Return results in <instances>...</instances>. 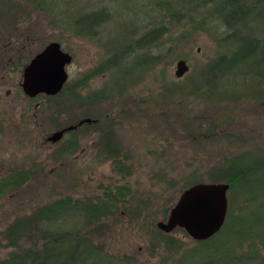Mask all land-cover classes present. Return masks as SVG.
Listing matches in <instances>:
<instances>
[{
    "label": "rangeland",
    "instance_id": "obj_1",
    "mask_svg": "<svg viewBox=\"0 0 264 264\" xmlns=\"http://www.w3.org/2000/svg\"><path fill=\"white\" fill-rule=\"evenodd\" d=\"M202 1L0 0V35L24 43L23 62L52 41L72 57L60 95L28 101L15 87L16 99L0 104V179L15 172L27 177L0 196V262L17 251L7 230H21L37 208L66 196L95 199L126 185L130 196L116 213L84 232L104 254L93 264H210V245L179 228L161 233L156 223L195 179L215 183L211 172L264 156V51L244 57L249 41L264 39V0H258L249 32L236 36L228 35L211 4L197 7ZM91 13H100L102 21L86 29L73 25ZM154 29L160 35L138 47ZM234 53L244 59L229 71L209 72V62ZM180 59L188 71L176 78ZM83 118L97 121L57 142L46 140ZM262 178L264 173H253L251 188L228 189L233 219L211 244L220 257L231 245L226 264L264 260L263 237L245 239L232 231L244 216L247 227L264 229V207L249 199ZM76 217L66 224L80 227L83 218ZM28 236L22 248L34 241Z\"/></svg>",
    "mask_w": 264,
    "mask_h": 264
},
{
    "label": "trees",
    "instance_id": "obj_2",
    "mask_svg": "<svg viewBox=\"0 0 264 264\" xmlns=\"http://www.w3.org/2000/svg\"><path fill=\"white\" fill-rule=\"evenodd\" d=\"M257 3L258 0H226L224 3H222L221 0H203L197 7L211 4L212 12L216 16H219L220 23L229 30L228 35L236 36L235 34H242L246 31L249 32L248 26L257 8ZM100 21H102L100 13H91L81 17L80 21L74 22L73 25L76 27V25L78 26L79 24L83 29H86ZM157 32L158 31L154 29L152 34H146L137 42L138 47H144L155 40L160 35L157 34ZM247 47H250V50H248L249 52H247L244 57L255 54L259 49L264 51V39L261 40L254 37L252 41H249ZM243 59V55L238 57L236 53L229 58L220 55L208 63L207 69L210 73H216V75H218L220 72L229 71L231 67L241 62ZM111 62V66L116 65L114 60ZM60 94L61 92L58 93V95ZM44 97L49 98L50 96L44 95ZM65 147L68 152L74 151V144L70 142L66 143ZM233 166L234 165L228 164L214 173L211 172L208 176L210 181L215 183H228L229 189L236 186L244 188L245 185L251 188L253 179L249 180L248 178L252 176L253 173H264V156L255 159L250 164ZM223 173L228 174V176L223 178ZM26 181V175L21 172H15L14 174L8 175L5 179H0V196L6 193L10 188L21 187ZM200 182H202L201 178L195 179L193 184ZM193 184H187L185 188ZM256 185L258 191L250 194L249 199L252 201L255 200L253 202L264 207V178L258 181ZM246 188L248 189V187ZM129 196L130 189L126 185H121L107 188L102 193V196L95 199H81L66 196L37 208L31 216H27L24 224L26 226L21 228V230H14L11 228L7 230L8 233L6 235L9 240V245L17 251L12 252L9 257L3 259L0 264H93L95 259L103 257L104 254H102L99 247L84 234L85 230L92 223L101 221L103 218L115 214L116 210L121 207L120 203L125 202ZM74 216H77L76 218L79 217L80 220L83 218L80 227L66 224L69 220L68 218L71 217L72 219ZM245 218L246 216L235 219V229H232V231L243 233L245 239L264 238V229L255 230L256 228L254 229V227H247L244 223ZM231 219L233 218L226 213L222 228L209 239L198 241L207 248H209L210 245L208 249L209 252L206 253V258L209 259L208 262H210V264H226L228 259L233 258L229 251L231 245L227 247L224 246L221 250V254H223L222 257L214 254L216 252L215 245H211L217 237L223 234V232H226L227 226L232 222ZM74 221H76V219ZM158 233H160V231H158ZM32 234L36 235V237L34 236L33 238ZM27 236H31L34 241H31L28 247L22 248L20 246L21 240L23 237ZM257 256L258 255L254 253L250 256L251 260L256 259ZM256 264H264V260Z\"/></svg>",
    "mask_w": 264,
    "mask_h": 264
},
{
    "label": "water",
    "instance_id": "obj_3",
    "mask_svg": "<svg viewBox=\"0 0 264 264\" xmlns=\"http://www.w3.org/2000/svg\"><path fill=\"white\" fill-rule=\"evenodd\" d=\"M72 57L65 52L58 42L52 41L38 51L25 66L22 89L34 98L39 94L54 96L60 92L67 80L66 66ZM188 71L185 60L176 62L174 76L182 77ZM86 118L78 125L89 122ZM70 125L55 131L46 138L57 142L67 131L74 129ZM227 183L200 182L183 190L169 209L164 221H158L156 227L163 233L176 228L182 229L194 241H204L216 234L223 226L227 213Z\"/></svg>",
    "mask_w": 264,
    "mask_h": 264
},
{
    "label": "flooded vegetation",
    "instance_id": "obj_4",
    "mask_svg": "<svg viewBox=\"0 0 264 264\" xmlns=\"http://www.w3.org/2000/svg\"><path fill=\"white\" fill-rule=\"evenodd\" d=\"M14 39L8 35H0V90L2 87H5L4 95L0 96V104L3 103V101H7L8 104H10L12 99H16L11 97L13 88L15 87L18 88L23 99H27L28 101L31 100V97L27 96L22 89L23 71L31 59L27 62L22 61L19 52L22 50L24 43L21 46L19 42ZM27 39L29 40V37ZM17 73L19 74L18 79H16ZM96 121L97 119H90L87 123H95ZM78 123L74 124L76 127L73 130L78 129L83 125V123L80 125H78Z\"/></svg>",
    "mask_w": 264,
    "mask_h": 264
}]
</instances>
